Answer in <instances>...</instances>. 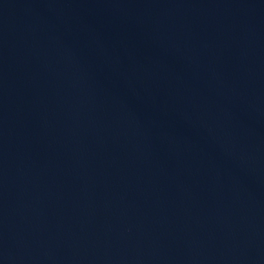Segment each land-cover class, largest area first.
Returning <instances> with one entry per match:
<instances>
[{
	"label": "water",
	"instance_id": "water-1",
	"mask_svg": "<svg viewBox=\"0 0 264 264\" xmlns=\"http://www.w3.org/2000/svg\"><path fill=\"white\" fill-rule=\"evenodd\" d=\"M0 264H264V0H0Z\"/></svg>",
	"mask_w": 264,
	"mask_h": 264
}]
</instances>
